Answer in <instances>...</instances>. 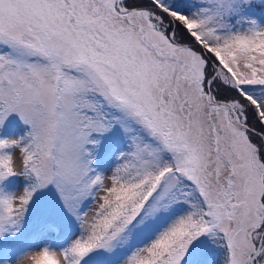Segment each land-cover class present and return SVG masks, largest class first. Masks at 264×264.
I'll list each match as a JSON object with an SVG mask.
<instances>
[{"label": "snow or ice", "instance_id": "6c2138e0", "mask_svg": "<svg viewBox=\"0 0 264 264\" xmlns=\"http://www.w3.org/2000/svg\"><path fill=\"white\" fill-rule=\"evenodd\" d=\"M0 264H264V0H0Z\"/></svg>", "mask_w": 264, "mask_h": 264}]
</instances>
